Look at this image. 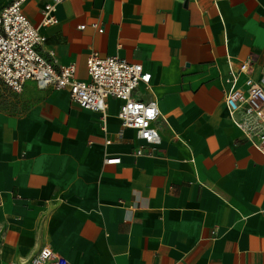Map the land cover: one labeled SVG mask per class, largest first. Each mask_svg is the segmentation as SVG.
I'll return each mask as SVG.
<instances>
[{"label":"crops","instance_id":"obj_1","mask_svg":"<svg viewBox=\"0 0 264 264\" xmlns=\"http://www.w3.org/2000/svg\"><path fill=\"white\" fill-rule=\"evenodd\" d=\"M48 1L22 6L40 53L81 81L91 52L140 64L151 79L132 96L156 102L160 144L121 128L119 100L102 123L67 90L0 84V264L48 245L72 264H264V155L223 93L243 63L264 68V0H63L42 26Z\"/></svg>","mask_w":264,"mask_h":264},{"label":"built area","instance_id":"obj_2","mask_svg":"<svg viewBox=\"0 0 264 264\" xmlns=\"http://www.w3.org/2000/svg\"><path fill=\"white\" fill-rule=\"evenodd\" d=\"M28 0H8L0 8V84L15 94L21 93L25 83L33 82L39 90H67L70 100L80 109L99 113L105 121L107 99L121 102L117 118L122 129H131L146 147H157L160 135L155 121L160 117L155 101L141 102L132 94L140 84L148 85L151 75L142 66L118 57L102 58L91 52L86 59L88 79L76 78V65L57 68L54 60L45 58L40 47L45 38L23 14L22 6ZM63 0H49L41 10V25L56 23L57 5ZM91 27L103 33V27ZM85 26L78 27L84 30ZM250 61L243 63L238 72H229L224 78V102L229 117L241 128L245 138L264 155V68L258 79L247 76ZM245 79L240 83V75ZM238 114L244 123L236 120ZM164 120V118L162 117ZM109 144V142H106ZM143 146L136 155L143 154ZM119 158L105 160L106 165L119 164ZM29 264H72L49 245L42 247Z\"/></svg>","mask_w":264,"mask_h":264},{"label":"rangeland","instance_id":"obj_3","mask_svg":"<svg viewBox=\"0 0 264 264\" xmlns=\"http://www.w3.org/2000/svg\"><path fill=\"white\" fill-rule=\"evenodd\" d=\"M9 95L6 92H1L0 95V109L8 107Z\"/></svg>","mask_w":264,"mask_h":264}]
</instances>
